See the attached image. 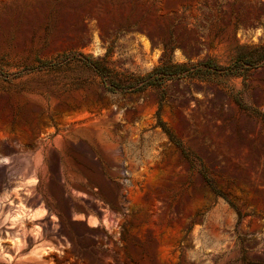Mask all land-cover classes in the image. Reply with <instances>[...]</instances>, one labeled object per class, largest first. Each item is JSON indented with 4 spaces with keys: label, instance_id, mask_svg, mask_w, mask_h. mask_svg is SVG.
Returning a JSON list of instances; mask_svg holds the SVG:
<instances>
[{
    "label": "rangeland",
    "instance_id": "374dc122",
    "mask_svg": "<svg viewBox=\"0 0 264 264\" xmlns=\"http://www.w3.org/2000/svg\"><path fill=\"white\" fill-rule=\"evenodd\" d=\"M21 208L43 264H264V0H0V229Z\"/></svg>",
    "mask_w": 264,
    "mask_h": 264
},
{
    "label": "bare ground",
    "instance_id": "6f19581e",
    "mask_svg": "<svg viewBox=\"0 0 264 264\" xmlns=\"http://www.w3.org/2000/svg\"><path fill=\"white\" fill-rule=\"evenodd\" d=\"M27 194H32V191H28ZM27 201L29 200V197H26ZM34 202V201H33ZM34 204H38L37 202H34ZM46 209L42 208L41 210L36 211L32 215H29V212H26L23 208H21L19 211L16 212L15 216L6 223L5 221L2 223L0 234L5 237H11L15 238L16 241L14 245L9 248L8 246H4L3 252H9L12 251V253L15 255V257H18V259L23 260L22 262L25 263V260H35V259H42L43 260V254L41 251H35L34 255L27 258H22L23 251L26 247L30 245H34L39 243L43 238H45L47 235L51 237L56 236V225H53L51 229L48 227V222L45 221L43 223L44 226H47L46 229H43L41 226H38L36 230H30L26 228V218L28 217H34V218H43L46 215ZM50 237V238H51ZM57 237V236H56ZM39 261L41 264H43V261Z\"/></svg>",
    "mask_w": 264,
    "mask_h": 264
},
{
    "label": "trees",
    "instance_id": "16d2710c",
    "mask_svg": "<svg viewBox=\"0 0 264 264\" xmlns=\"http://www.w3.org/2000/svg\"><path fill=\"white\" fill-rule=\"evenodd\" d=\"M91 67L95 68L98 72H100L102 75H107V69L104 67L99 60H95L93 58H89V62L87 63ZM160 73L161 68H156L153 73Z\"/></svg>",
    "mask_w": 264,
    "mask_h": 264
}]
</instances>
